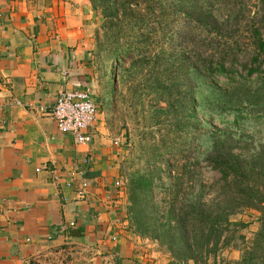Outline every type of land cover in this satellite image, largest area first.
<instances>
[{
	"label": "trees",
	"instance_id": "obj_1",
	"mask_svg": "<svg viewBox=\"0 0 264 264\" xmlns=\"http://www.w3.org/2000/svg\"><path fill=\"white\" fill-rule=\"evenodd\" d=\"M89 3L100 19L90 62L96 68L102 54L106 86L121 73L134 106L149 97L164 105L155 123L168 122L143 148V170L126 175L130 233L171 264H264V141L236 132L248 121L243 111L264 116V0ZM200 113L232 116V127L201 134ZM205 170L218 177L208 187ZM247 211L258 214L250 240L248 224L232 221ZM228 249L239 259L217 261Z\"/></svg>",
	"mask_w": 264,
	"mask_h": 264
},
{
	"label": "crops",
	"instance_id": "obj_2",
	"mask_svg": "<svg viewBox=\"0 0 264 264\" xmlns=\"http://www.w3.org/2000/svg\"><path fill=\"white\" fill-rule=\"evenodd\" d=\"M99 23L89 0H0V264H171L123 220L111 84L90 62ZM98 85L90 142L77 145L52 108Z\"/></svg>",
	"mask_w": 264,
	"mask_h": 264
},
{
	"label": "rangeland",
	"instance_id": "obj_3",
	"mask_svg": "<svg viewBox=\"0 0 264 264\" xmlns=\"http://www.w3.org/2000/svg\"><path fill=\"white\" fill-rule=\"evenodd\" d=\"M98 28L99 26L97 29ZM96 62V72L98 76H101L100 84L103 85L104 78H102V74L108 71L107 67H105L107 64V59L101 54L98 56ZM120 76L121 73H117L116 80L112 82L111 97L110 99H106L109 100V105L106 108L108 112L110 128L118 142H120L118 147L120 148L121 153H119L117 159L119 179H117L118 186H116V189L119 195L125 196L126 175L130 172H135L137 169L143 170L144 163L147 158L146 154L143 153V148L147 149L150 144L159 140L160 135L165 133V129L168 127V122H166L163 117L159 116L156 119L158 122L155 123V114L158 110L163 109L164 105L156 104L149 97L144 98L140 104L134 106L135 101L132 97V100L130 99L129 92L125 89H122ZM101 85H98L95 87L93 92L89 93L93 102L95 98L99 97L98 92L100 94L102 92V90H100L102 88ZM243 115L246 116L248 121L241 125V128H243L241 129L243 130V133L241 130H237V135H253V143L255 145L263 143L264 116H253L247 111H243ZM198 118L202 121L203 125L201 134L206 130L211 132L214 128L217 130H223L224 128L227 129V127H232L230 124L233 121L232 116H219L212 113H200L198 114ZM167 121H169V118H167ZM247 142L250 144V141L247 140ZM199 144L200 146H198L197 149L202 151L205 146V137H200ZM171 160L172 158L169 159V161ZM217 178L218 177L214 173L205 170L202 177V183L208 187ZM257 215L258 214L256 212L247 211L232 218V221L248 224L247 228L242 233L246 240H250L258 228L256 224ZM142 241L150 245L148 250L151 252L155 250V253L166 255L163 253V251L160 252L156 245L151 243L149 240ZM239 257V251L228 249L218 255L217 261H236L239 259ZM187 264L193 263L190 262Z\"/></svg>",
	"mask_w": 264,
	"mask_h": 264
},
{
	"label": "built area",
	"instance_id": "obj_4",
	"mask_svg": "<svg viewBox=\"0 0 264 264\" xmlns=\"http://www.w3.org/2000/svg\"><path fill=\"white\" fill-rule=\"evenodd\" d=\"M96 116V106L87 91H69L59 94L51 113L58 130L71 135L77 145H86L90 142L87 130L95 123ZM115 186H118V183ZM83 195L82 191L78 193L79 198H83Z\"/></svg>",
	"mask_w": 264,
	"mask_h": 264
}]
</instances>
